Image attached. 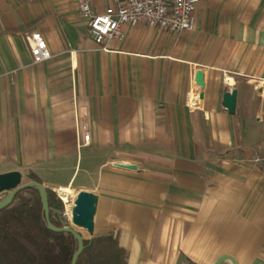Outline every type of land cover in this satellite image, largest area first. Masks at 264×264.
Segmentation results:
<instances>
[{
    "label": "crops",
    "instance_id": "obj_1",
    "mask_svg": "<svg viewBox=\"0 0 264 264\" xmlns=\"http://www.w3.org/2000/svg\"><path fill=\"white\" fill-rule=\"evenodd\" d=\"M194 19L182 32L124 24L103 49L75 0H0V173L28 182L64 165L62 186L108 150L89 189L95 235L113 233L127 264H264V0H201ZM34 31L50 59L33 61ZM81 124L90 144L78 147Z\"/></svg>",
    "mask_w": 264,
    "mask_h": 264
},
{
    "label": "trees",
    "instance_id": "obj_2",
    "mask_svg": "<svg viewBox=\"0 0 264 264\" xmlns=\"http://www.w3.org/2000/svg\"><path fill=\"white\" fill-rule=\"evenodd\" d=\"M29 177L42 183L40 177L33 172L29 173ZM25 192L32 193L34 197L15 204ZM47 194L51 221L55 226L62 227L64 224L59 219L58 212L63 209V202L55 195L58 206L54 207L53 191L47 188ZM29 211L36 215L33 225L27 219ZM36 230L37 235L32 233ZM84 244L85 248L77 264H127L128 251L120 246L113 233L85 237ZM78 247V240L74 235L48 229L37 188L21 191L10 206L0 211V264H71Z\"/></svg>",
    "mask_w": 264,
    "mask_h": 264
},
{
    "label": "built area",
    "instance_id": "obj_3",
    "mask_svg": "<svg viewBox=\"0 0 264 264\" xmlns=\"http://www.w3.org/2000/svg\"><path fill=\"white\" fill-rule=\"evenodd\" d=\"M201 0H111L104 10H98L94 0H75L79 11L87 23L93 40L103 49L109 47L113 39L122 40L124 24L136 25L145 23L150 27H160L169 31L182 32L192 30L195 25L194 10ZM34 47L31 55L34 62L51 58L50 50L37 31L33 33ZM71 54H75L72 51ZM75 66V65H74ZM192 105L196 100L192 99ZM78 131V147L90 144V133L86 124H81ZM54 187L52 190L63 202V209L58 217L64 226H69L72 212L68 211L67 202Z\"/></svg>",
    "mask_w": 264,
    "mask_h": 264
},
{
    "label": "water",
    "instance_id": "obj_4",
    "mask_svg": "<svg viewBox=\"0 0 264 264\" xmlns=\"http://www.w3.org/2000/svg\"><path fill=\"white\" fill-rule=\"evenodd\" d=\"M203 86L204 76L201 72H197L194 78V90L196 92H201ZM236 103V89H232L231 91L224 93L223 106L227 108L229 113L234 114L236 112ZM113 166L129 171L145 172V169L141 168L137 162L132 160H116L113 162ZM29 188H37L40 193L48 229L53 232L70 233L78 240L79 247L75 252L71 262V264H77V260L85 248V236L72 225L57 227L52 223L50 218L47 186L41 182L33 180L23 182V175L19 170L0 173V193L8 191L7 196L0 201V211L10 206L18 193ZM98 201L99 195L97 193L89 190H81L78 192L75 198L72 209V222L74 225L86 229L91 236H93L95 233V215L97 212ZM225 262L229 264H240L236 256L231 253L221 254L211 264H223Z\"/></svg>",
    "mask_w": 264,
    "mask_h": 264
},
{
    "label": "rangeland",
    "instance_id": "obj_5",
    "mask_svg": "<svg viewBox=\"0 0 264 264\" xmlns=\"http://www.w3.org/2000/svg\"><path fill=\"white\" fill-rule=\"evenodd\" d=\"M87 154L88 155L84 154L85 156L83 157L82 161L84 162L83 166H88L89 169L85 170L84 169L85 167H82L76 179L71 182L64 183V185H62L63 187L72 186L73 188L81 191V190H89L91 187L94 186V184L96 183V178H97L95 169L96 167H98L99 164L104 162L105 159L108 158V156H110L111 152L103 149V150H92V151H89ZM62 166L64 165H61L60 167L59 166L58 167H53V166L46 167L44 168V170L40 171V174H39L42 180V184H44L45 186L48 187V189L53 191L52 196H53V206L54 207H57L58 203L55 197V195L57 194H55L52 188L61 186L58 184L63 179V173L61 172ZM24 182H27V179H24ZM7 194H8V191L0 193V201L3 200L7 196ZM32 197H34L32 193L25 192L21 195L19 199L16 200L15 204L22 203ZM35 216L36 215L32 211H29L27 214V219L30 221L32 225L34 224L33 220L35 219ZM69 225H72L75 229L80 231L86 238L92 237L86 229L74 225L72 220L70 221ZM32 233L37 235L38 231L36 230V231H33ZM185 264H188V263L186 262Z\"/></svg>",
    "mask_w": 264,
    "mask_h": 264
},
{
    "label": "bare ground",
    "instance_id": "obj_6",
    "mask_svg": "<svg viewBox=\"0 0 264 264\" xmlns=\"http://www.w3.org/2000/svg\"><path fill=\"white\" fill-rule=\"evenodd\" d=\"M59 193L62 191L61 189H58ZM79 190L75 189L73 190L71 199H69L66 195L63 196L65 201L67 202L68 211L71 213V209H73L75 198L78 194ZM61 194V193H60ZM72 200V202H71ZM82 228V227H81Z\"/></svg>",
    "mask_w": 264,
    "mask_h": 264
}]
</instances>
